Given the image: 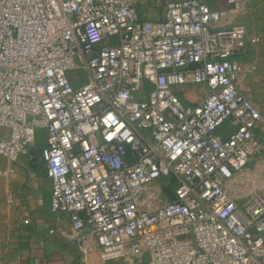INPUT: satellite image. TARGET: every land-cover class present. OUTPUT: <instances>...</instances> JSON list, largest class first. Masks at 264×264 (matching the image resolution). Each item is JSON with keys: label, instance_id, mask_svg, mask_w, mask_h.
I'll return each mask as SVG.
<instances>
[{"label": "built area", "instance_id": "obj_1", "mask_svg": "<svg viewBox=\"0 0 264 264\" xmlns=\"http://www.w3.org/2000/svg\"><path fill=\"white\" fill-rule=\"evenodd\" d=\"M140 1L0 0V155L16 162L46 131L51 210L103 262L264 264V178L227 189L264 122L235 60L257 40L228 23L245 0L169 2L157 22ZM188 83L208 91L196 106Z\"/></svg>", "mask_w": 264, "mask_h": 264}, {"label": "crops", "instance_id": "obj_2", "mask_svg": "<svg viewBox=\"0 0 264 264\" xmlns=\"http://www.w3.org/2000/svg\"><path fill=\"white\" fill-rule=\"evenodd\" d=\"M181 0H141L138 9L149 21H164L169 2ZM214 11H228L227 0H203ZM228 23L246 26L248 44L235 60L247 69L238 85L250 101L264 102V0H245L243 10ZM260 89L253 91V87ZM264 114V103L261 106ZM227 133L228 128H222ZM264 146V122L255 131ZM46 131L16 162L0 155V264H130L128 261L103 262L100 248L85 232L73 229L68 214L54 213L50 207L51 182L47 178L42 150Z\"/></svg>", "mask_w": 264, "mask_h": 264}, {"label": "rangeland", "instance_id": "obj_3", "mask_svg": "<svg viewBox=\"0 0 264 264\" xmlns=\"http://www.w3.org/2000/svg\"><path fill=\"white\" fill-rule=\"evenodd\" d=\"M259 89H260L259 86L253 87V91H257ZM182 90L184 91L180 93L181 99L185 104L191 106H196L200 104L202 100H204L208 96V91L204 86L188 83L185 86V88H182ZM251 102L262 112L263 108H261V106L263 105L264 102L262 101H251ZM258 145H259V149L257 153L250 158L249 162L244 167V169L240 173H238L237 176L232 181L233 183L238 182V184L236 185H238L239 187L231 186L232 185L231 184L230 188L229 187L227 188L230 191H232L231 194H233L234 196L238 195L245 197L251 194L252 190L258 187L264 178V146L259 143ZM246 174L248 176H246ZM152 186L157 188L158 185L157 183H155ZM173 198H174V189L171 190V193L167 192V190L163 191L162 193L163 200L172 201Z\"/></svg>", "mask_w": 264, "mask_h": 264}, {"label": "trees", "instance_id": "obj_4", "mask_svg": "<svg viewBox=\"0 0 264 264\" xmlns=\"http://www.w3.org/2000/svg\"><path fill=\"white\" fill-rule=\"evenodd\" d=\"M167 181H170V182H171V185H170L168 188H166V190H167V192L171 193V190L174 189V186H176V184H175V181H174L173 179H169V180H167ZM174 198H175V197H174ZM174 198H173V199H174Z\"/></svg>", "mask_w": 264, "mask_h": 264}, {"label": "bare ground", "instance_id": "obj_5", "mask_svg": "<svg viewBox=\"0 0 264 264\" xmlns=\"http://www.w3.org/2000/svg\"><path fill=\"white\" fill-rule=\"evenodd\" d=\"M245 173H246V172H245ZM245 173H244V174H245ZM247 173H249V172H247ZM246 176H248V175L246 174ZM231 184H232V185H231ZM234 184H235V185H234ZM236 184H238V182H237V183L230 182V185H231V186H235V187H237L238 185H236ZM230 185L228 186L229 188H230ZM256 186H257V185H256ZM238 187H239V186H238ZM231 190H232V189H231ZM228 191H229V192H232V191H230L229 189H228ZM233 192H234V191H233Z\"/></svg>", "mask_w": 264, "mask_h": 264}]
</instances>
